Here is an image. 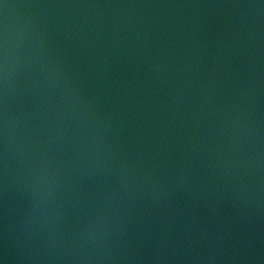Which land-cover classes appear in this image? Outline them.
<instances>
[{
    "label": "water",
    "instance_id": "water-1",
    "mask_svg": "<svg viewBox=\"0 0 264 264\" xmlns=\"http://www.w3.org/2000/svg\"><path fill=\"white\" fill-rule=\"evenodd\" d=\"M0 264H264V0H0Z\"/></svg>",
    "mask_w": 264,
    "mask_h": 264
}]
</instances>
